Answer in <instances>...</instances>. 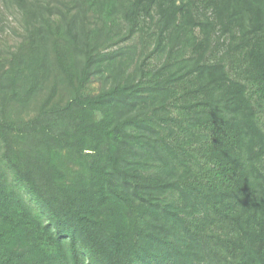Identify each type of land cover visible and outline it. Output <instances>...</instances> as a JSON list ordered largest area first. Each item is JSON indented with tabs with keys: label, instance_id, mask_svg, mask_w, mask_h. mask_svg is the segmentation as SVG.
I'll return each mask as SVG.
<instances>
[{
	"label": "trees",
	"instance_id": "1",
	"mask_svg": "<svg viewBox=\"0 0 264 264\" xmlns=\"http://www.w3.org/2000/svg\"><path fill=\"white\" fill-rule=\"evenodd\" d=\"M120 1L131 32L155 26L137 80L88 93L97 51L81 50L76 75L72 45L56 42L50 60L40 29L11 61L0 154L46 219L0 174V264H204L209 251L216 264H264V0ZM103 57L114 58L99 69ZM51 63L72 82L69 97L44 99L33 117L5 114L17 82L30 77L33 96ZM150 90L166 96L160 111L116 120ZM104 106L112 124L96 118ZM138 154L157 170L128 165Z\"/></svg>",
	"mask_w": 264,
	"mask_h": 264
},
{
	"label": "rangeland",
	"instance_id": "2",
	"mask_svg": "<svg viewBox=\"0 0 264 264\" xmlns=\"http://www.w3.org/2000/svg\"><path fill=\"white\" fill-rule=\"evenodd\" d=\"M78 2L75 0H32L24 8L20 5L19 0H0V86L2 88L8 87L14 77V72L12 71L14 64L11 66L14 55L18 53L19 56L26 55V50L21 51V48L24 43L28 44L32 31L36 29H40L42 33L40 40L46 48L45 53H50V60L55 57L53 45L56 42L58 46L63 42H68L72 45V48L69 47L70 51L67 57L68 62L73 64L72 67L76 75H78L82 67L81 50L87 47V49L97 51L95 72L86 84L88 93L98 94L108 90L119 81L128 78L138 79V68L143 53L152 46V35L155 29L153 22H149V30L147 29V32L142 27H139L135 32H131L125 17V10L120 5V0L119 2L114 0L112 5H107L104 8H100L99 5L89 10L83 7L80 1ZM75 41L76 49L73 47ZM107 54L113 55V60L109 57H103L99 69V59ZM163 56L155 60L161 63ZM178 61L179 64H176ZM175 62L177 66H182L184 63L180 59L175 60ZM42 63L39 62L40 67ZM29 78L24 76V78H21L22 83L17 82L14 86L18 89L16 98L19 101L13 97L8 103V107L5 108V114H13V118H17V116L33 117L37 112V106L44 99L50 97V103H54L62 102V99L65 100L69 97L72 82L57 67L55 68L52 63L50 68L40 70V76L36 82L38 90L33 96L26 94V89L31 88L30 82L32 80ZM75 78L74 76L73 79ZM151 93H154V95L152 96ZM143 97L145 98L141 102L130 106L124 115L116 120L129 116L144 118L145 112L149 110L147 107L155 105L160 111L161 107H163L162 103L166 99L163 93L152 92L151 90L145 92ZM20 103H23V106ZM2 110L3 107L0 105V115ZM110 113L112 114V112ZM110 113L108 108L104 106L96 114V118H100V121L106 118L112 124L114 115ZM142 128V124H131L127 127V130L132 133L144 132ZM159 129L161 130H158L159 133H167L166 130L162 131L165 129L164 126H160ZM126 162L132 167L136 166L141 170L150 172L156 171L160 165L151 159L145 162L143 156L139 154L129 155L126 157ZM71 168H74L73 163H71ZM2 173L5 176L4 179L7 180L11 187L19 189L23 200L32 208L31 210L46 219L37 203L26 193L25 187L17 183L11 168H8L6 161L0 154V174ZM166 197L171 198L173 195L169 192ZM208 254V259L204 264H216L217 257L215 253H210L209 251Z\"/></svg>",
	"mask_w": 264,
	"mask_h": 264
}]
</instances>
